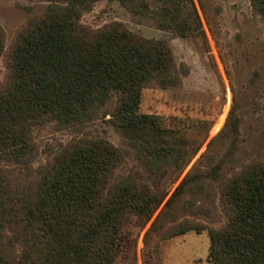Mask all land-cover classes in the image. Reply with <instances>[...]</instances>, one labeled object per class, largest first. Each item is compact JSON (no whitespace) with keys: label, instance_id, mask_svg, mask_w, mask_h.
Returning <instances> with one entry per match:
<instances>
[{"label":"trees","instance_id":"16d2710c","mask_svg":"<svg viewBox=\"0 0 264 264\" xmlns=\"http://www.w3.org/2000/svg\"><path fill=\"white\" fill-rule=\"evenodd\" d=\"M45 1L44 15L31 19L14 41L0 85V216L18 217L33 232L26 264H116L127 217L149 221L163 199L131 177L111 183L124 151L103 138L73 140L39 169L36 189L22 195L3 179L2 165L32 162L36 128L54 123L59 130L82 131L107 116L125 144L154 167L177 154L154 145L152 130H161L160 121L140 114L144 89L172 83V50L167 41L139 37L120 22L96 31L83 27L82 10L98 0ZM120 1L136 7L135 0ZM250 2L264 16V0ZM5 49L0 27V57ZM111 101L116 106L107 112ZM189 182L180 183L168 204ZM222 200L228 222L210 231V261L264 264V166L238 175ZM204 229L185 221L168 237ZM0 264H9L1 236Z\"/></svg>","mask_w":264,"mask_h":264},{"label":"rangeland","instance_id":"374dc122","mask_svg":"<svg viewBox=\"0 0 264 264\" xmlns=\"http://www.w3.org/2000/svg\"><path fill=\"white\" fill-rule=\"evenodd\" d=\"M134 4L132 9L120 0H98L82 10L80 23L96 31L120 22L139 37L168 42L174 59L172 83L144 89L140 114L160 121L161 130H152L154 145L174 148L177 154L154 167L137 148L125 144L110 116L82 131L59 130L50 123L33 131L37 153L32 162L27 167L2 165L3 179L22 195L36 189L39 169L69 142L106 139L125 152L111 183L131 177L163 196L149 221L127 217L116 264H213L210 231L228 222L222 200L225 187L243 171L264 166V16L253 10L250 0ZM47 6L45 0H0L6 48L0 57V85L7 79L6 62L14 41ZM115 106L111 101L105 110L112 112ZM186 178L189 184L168 204ZM1 217L4 258L9 264L28 263L33 232L18 217ZM185 221L205 229L168 237L170 228Z\"/></svg>","mask_w":264,"mask_h":264},{"label":"crops","instance_id":"0c3cea01","mask_svg":"<svg viewBox=\"0 0 264 264\" xmlns=\"http://www.w3.org/2000/svg\"><path fill=\"white\" fill-rule=\"evenodd\" d=\"M3 67V62L2 60L0 59V69Z\"/></svg>","mask_w":264,"mask_h":264}]
</instances>
